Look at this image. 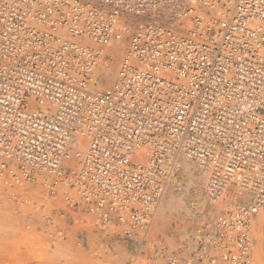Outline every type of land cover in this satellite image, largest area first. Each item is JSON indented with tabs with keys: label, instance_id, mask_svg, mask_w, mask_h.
Segmentation results:
<instances>
[{
	"label": "built area",
	"instance_id": "built-area-1",
	"mask_svg": "<svg viewBox=\"0 0 264 264\" xmlns=\"http://www.w3.org/2000/svg\"><path fill=\"white\" fill-rule=\"evenodd\" d=\"M118 43L124 54L101 88L105 52ZM179 157L206 175L214 215L191 254L157 241L153 261L253 264L264 211V0H0L7 202L62 196L103 233L142 245Z\"/></svg>",
	"mask_w": 264,
	"mask_h": 264
},
{
	"label": "rangeland",
	"instance_id": "rangeland-1",
	"mask_svg": "<svg viewBox=\"0 0 264 264\" xmlns=\"http://www.w3.org/2000/svg\"><path fill=\"white\" fill-rule=\"evenodd\" d=\"M205 184L206 176L196 166L189 171L176 160L167 191L182 190L196 217L182 212L177 203H160L149 241L142 245L103 233L95 225L94 214L70 208L62 196L50 199L46 192L34 191L27 205L17 207L0 193V264H160L161 260L153 261L155 251L151 246L157 241L168 252L184 250L183 255L191 254L197 229L214 215L204 197ZM263 214L256 218L252 230L253 264H264ZM49 216L55 219L54 227L45 223Z\"/></svg>",
	"mask_w": 264,
	"mask_h": 264
},
{
	"label": "bare ground",
	"instance_id": "bare-ground-1",
	"mask_svg": "<svg viewBox=\"0 0 264 264\" xmlns=\"http://www.w3.org/2000/svg\"><path fill=\"white\" fill-rule=\"evenodd\" d=\"M105 54H107V56L109 57V60H107V61L104 60L103 64L101 65V67L99 69L100 74H101V79H102L101 80L102 81L101 88L102 87L103 88L108 87L110 85V83L113 81V77L115 75V70H116V64L120 61L121 57L124 54V46H123V44H119V43L114 44L111 48H108L106 50ZM119 55H120V57H119ZM113 65H114V70H113ZM110 74H112V77H110ZM176 160L178 161L180 167L182 166L184 169L189 170V171L191 170V168L196 166L191 160L183 158V157H179ZM175 161L173 163H175ZM202 174H204V173H202ZM169 178H170V176H169ZM169 178H168V181H169ZM195 184L197 185V187H195V189H197L199 186V182L197 181V182H195ZM205 186H206V184H205ZM30 188H31V186H30ZM165 191L167 192V195H166ZM204 197L206 199V196H204ZM165 201L177 203V206L180 207V210L182 212H187L192 217H194V218L196 217V213H195L194 209L191 207L190 201H188L185 193L182 190H174L172 192L169 190L167 191V188H165V190L161 196V199L159 201V204L160 203L164 204ZM159 204H158V206H159ZM263 212H261V213H263ZM261 213L259 214L260 216H262ZM263 216H264V214H263ZM196 236H197V234L195 235V241H197ZM252 240H253V238H252Z\"/></svg>",
	"mask_w": 264,
	"mask_h": 264
}]
</instances>
